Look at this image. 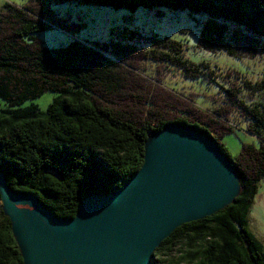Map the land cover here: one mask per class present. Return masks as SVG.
<instances>
[{"label": "trees", "instance_id": "16d2710c", "mask_svg": "<svg viewBox=\"0 0 264 264\" xmlns=\"http://www.w3.org/2000/svg\"><path fill=\"white\" fill-rule=\"evenodd\" d=\"M63 3L186 11L206 19L200 49L254 59L264 53V0H28L22 7L6 3L0 11V99L8 106L0 111V173L10 191L34 195L57 219L73 220L84 199L117 192L137 174L152 135L168 126L189 128L228 160L241 190L212 216L175 229L151 264H264V246L247 222L264 180V104L258 101L264 80L227 72V87L203 107L158 77L167 66L192 80L201 75L177 42L155 40L156 48L147 51L133 45L138 34L131 32L125 44L73 40L48 49L37 35L52 29L72 35L51 10ZM210 73L208 83L214 81ZM47 92L59 96L45 112L34 104L21 107ZM241 125L258 146L243 144L231 158L223 141ZM178 245L185 255L167 261ZM17 246L0 204V264H23Z\"/></svg>", "mask_w": 264, "mask_h": 264}, {"label": "water", "instance_id": "95a60500", "mask_svg": "<svg viewBox=\"0 0 264 264\" xmlns=\"http://www.w3.org/2000/svg\"><path fill=\"white\" fill-rule=\"evenodd\" d=\"M240 190L215 146L180 126L152 135L137 174L117 192L84 199L73 220L10 191L0 173L2 210L23 264H151L175 229L212 216Z\"/></svg>", "mask_w": 264, "mask_h": 264}, {"label": "rangeland", "instance_id": "374dc122", "mask_svg": "<svg viewBox=\"0 0 264 264\" xmlns=\"http://www.w3.org/2000/svg\"><path fill=\"white\" fill-rule=\"evenodd\" d=\"M28 0H0V11L6 3L22 7ZM55 20L65 24L72 35L59 29H52L37 35L48 49L66 47L73 40L88 44H106L110 41L125 42L128 33H137L133 42L136 47L147 51L154 50L155 40L174 41L181 44L184 59L201 69V75L192 80L186 78L180 69L162 67L158 72L162 84L176 92L193 97L200 106L208 107L212 100L218 98L221 87H227L224 76L227 72H239L252 81L264 80V53L254 59H237L228 56L223 51L210 52L198 47L201 25L204 17H191L186 11H169L163 8L150 10L137 9L134 12L113 10L95 6H81L74 3L51 5ZM124 32L126 35H124ZM207 65L208 68H204ZM155 67V64H152ZM151 66V68H153ZM148 67V64H147ZM149 69V67H148ZM210 72H214V81L208 83ZM151 73H154L151 71ZM58 93L47 92L40 98L25 102L21 107L31 104L37 105L41 112H45ZM264 104V94L258 96ZM219 102V101H218ZM8 109L7 104L0 99V111ZM234 133L226 136L223 143L231 158H235L241 151L243 144L258 146V140L246 134L241 125ZM0 204H2L0 199ZM248 228L256 239L264 246V180H261L247 216ZM167 261L179 262L185 255L186 248L178 245L172 251Z\"/></svg>", "mask_w": 264, "mask_h": 264}]
</instances>
